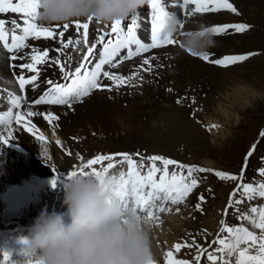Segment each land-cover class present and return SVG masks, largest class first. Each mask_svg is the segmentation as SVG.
Returning <instances> with one entry per match:
<instances>
[{"label": "rangeland", "instance_id": "rangeland-1", "mask_svg": "<svg viewBox=\"0 0 264 264\" xmlns=\"http://www.w3.org/2000/svg\"><path fill=\"white\" fill-rule=\"evenodd\" d=\"M210 15L214 14L210 13ZM193 18L189 19L186 23L188 26L191 24ZM243 20L247 23L245 31L234 32L230 27L224 33L225 35H221L230 36L236 34L248 36L250 38L247 41L248 49L260 48L259 54L254 55L255 57H248L238 64L215 68L229 70L240 66L238 70L244 71V67H241L244 63L253 58L263 57L264 50L261 47L264 48V44L257 45L256 41H258L257 39L260 36L264 37V27L259 24H249L247 20ZM240 24H243V22L240 21L238 25ZM217 36L220 35H215V37ZM225 55H220L219 57ZM166 73L163 75L164 79L166 78ZM222 73L224 74H221L219 79L226 78L227 75L232 76L235 72ZM141 77H143V80L140 79ZM132 80L133 86L127 88L128 93L126 96L124 95L122 100L120 98L119 100L121 101H118L119 103L110 102V104L117 106L118 109L124 110L130 119L129 125L127 123L125 125H117V120L112 119L114 123L106 131L99 134L94 133L97 135V138L93 142L86 140L84 142L85 150L83 154L74 157L76 159L82 158L81 164H84V161L87 163V155L90 152L91 156L89 158L99 155H109L112 156V159L119 158L112 163L113 167L108 170L105 176L113 177L116 175L115 178L118 179L121 173H123L124 178L127 179L128 165L123 168V172L120 171L124 163L127 162L123 159V155H120L123 154L122 149L127 152V150L132 151L136 149V146L143 147L145 144H153L150 145V149L165 152L168 156L180 157L187 162H194L195 165L193 167L196 169H205L203 172L196 171L193 173V176L197 179V185L189 192L188 197L179 206L174 207L175 209L173 210L176 212V215L173 213V217L163 218L155 225L154 229H150L147 223L145 224V228L149 234L150 249L156 255V258L161 260L160 264H180L181 261L184 264H191L192 257L195 255L197 249L194 244L201 242L205 244L209 239H214V242L211 241L208 244V256L211 254L216 259L215 261L211 260L212 262L206 261L204 264H224V259L227 261V251L224 246L216 243V239L218 241H227L233 238L225 230L226 228H252L251 220L254 213L250 211L251 208L256 207L258 213L264 210V205H262L264 204V197H259L258 193L246 195L243 189L239 193V189L235 192L232 190L240 179L239 172L242 171L241 167L245 165L242 164L245 158L248 159V164L245 166V178L252 182L251 186L253 188H259L260 184H264V68L260 69L258 73H254V71L248 69V80L254 85L242 89L243 93L241 95L243 96L237 99L224 100L223 95L219 94L220 91L216 90L217 87H213V82L206 80V78L194 77V79H188V77H183L173 82V84H169L172 88V95H187L186 93L178 92V87L181 91H184L188 84H194L197 87V94L201 96V102L197 104L201 109L192 118L187 115L188 107L178 106L171 98L166 103L161 101L160 97V100L156 98L157 93L160 96V91L161 89L163 90V86L159 83H151V85L154 84L151 87L141 84L146 80L144 72L140 70L133 71ZM215 82L217 81L215 80ZM199 90L201 93H199ZM234 97L236 96L234 95ZM172 104H175L177 107L172 109L170 106ZM214 104L216 105L214 106ZM127 107L130 109H126ZM217 108L228 112L220 113L216 110ZM135 118L138 119L139 126H142L144 122V126L149 129L147 133L137 132L139 126H136ZM206 119L215 123L214 127L208 128V133L202 124ZM79 125L76 127H83V124ZM31 137L33 138V136ZM103 138L107 139L100 140ZM32 140L34 143L36 142V139L34 140L33 138ZM249 153L251 154L249 155ZM111 160L100 161L86 168L81 167L79 164L77 165L79 167L77 171L74 168L71 169L68 166L62 167L58 164L55 167V173L56 170L65 171L69 169L72 172L76 171L78 175L81 169H83V172L90 174L93 173V169L95 168L96 171L103 172L102 167L97 165L103 162H110ZM217 172L225 173L227 176L221 178L216 174ZM30 175L20 180L13 178L7 181V184L2 182L1 185L3 186L0 187V217L1 219L6 218L9 220L0 222V228H3V225L13 223L14 220H11V218H15L18 215H21L24 219L27 216L30 218L31 213L36 212L33 215V219H35L41 210H48V207L51 205L47 207L48 202L54 199L52 193L61 194L63 185L53 187L51 179L49 189H46L47 192L43 191L46 183L39 184L36 189L38 188L39 191L42 189V191L37 192L36 197H32L30 201L28 198L22 200L21 204H16L18 201L11 197L15 193L14 187H12L13 184L17 188H21L23 183L29 182L28 180H31V183L44 180L41 179L44 178L41 174H37L35 178L33 175ZM230 177H236V179H231ZM50 189L52 190L51 192H49ZM8 195L10 197H7ZM42 195L45 196L43 203L40 201L41 198H44ZM249 195L253 198L249 199ZM201 196H203V200L200 199ZM62 200L63 197L55 205V207H59L60 211L64 210L62 208ZM44 203L47 204L44 205ZM182 204L184 205L181 206ZM198 204L200 205L199 208H197ZM39 205H41V209L38 208ZM177 209L179 210L177 211ZM245 214L249 219L244 218ZM241 219L245 221L240 223ZM261 231L257 237L261 235ZM177 244L180 245L179 249L175 247ZM258 247L259 245L257 244L256 247L250 249V252L258 255ZM220 249H223V251H220ZM169 252L172 253L171 256H168ZM150 264L156 263L154 260H150Z\"/></svg>", "mask_w": 264, "mask_h": 264}, {"label": "snow or ice", "instance_id": "snow-or-ice-1", "mask_svg": "<svg viewBox=\"0 0 264 264\" xmlns=\"http://www.w3.org/2000/svg\"><path fill=\"white\" fill-rule=\"evenodd\" d=\"M150 6V43L142 42L141 38H138L137 31L141 28L140 13L134 12L131 15V22L127 25H122V20H115L111 23V30L113 33L117 34V40L115 43L109 41L107 44L103 45V51L99 52L98 63L95 64L94 70L91 72L85 71L81 75V68L84 67L83 64L77 66L74 70H65L67 68L66 64L60 66V71L63 74L65 80L71 79V83H57L53 80L42 81L41 83L47 84L50 87L39 96V98L34 99L32 104L34 105H64L69 109L72 108L74 103H79L88 97L94 89L107 88L109 91L112 90L110 85H101L99 83L101 74L104 78L113 80L117 87L127 85L132 78H127L121 75H116L110 71H103L104 65H110L112 68L118 67L117 63H113L114 59L120 55L121 49H127V55L122 57L123 60L131 59L134 56H139L142 52H148L149 49L157 48L163 45L180 43L177 40V33L182 36H204L207 32H211L214 35H221L226 33L229 27L234 28L235 31L243 32L247 29L246 25H213L207 27L201 25L203 31L196 33L185 32L184 25L188 22L189 19L197 17L200 14L204 13H214L221 9L230 10L236 12L237 10L229 2V0H148ZM193 4L194 8H188L187 6ZM213 5L209 7V5ZM180 7L184 9V18L182 19L174 11L168 9ZM21 13L22 16L20 19L23 20L24 27H21V24L18 23V18L4 19L0 18V41H4L0 51L4 52L3 60H0V64H7L8 67L21 70L27 69L30 73L28 78H25L23 74H20L17 77L19 89L24 90L26 85H31L33 89H38L40 84L36 83L40 78V70L37 68V65H45L50 61L49 51L44 49L43 51L38 48H32L31 62L21 63V64H8V61H16L17 59L23 60L24 57L18 56L17 53L22 48H29L30 45L27 43L28 39L31 38L35 41H40L43 39H55L57 36L61 38V43L64 48L68 47L67 43H63V38L65 33L70 28V23L65 22L62 25H57L55 27L49 25L44 26L37 21L38 15V3L37 0H18V2L13 3V0H0V13ZM175 17L179 24L178 31L168 30L171 20ZM88 22H92L93 18L88 17ZM88 22H79L72 21L75 23L76 30L79 31L81 28L84 30V44H88ZM6 24L10 25L11 28H6ZM127 28V31H124V28ZM144 27L147 28L148 25L144 22ZM57 28L60 29L57 31ZM9 30L11 31V44L7 42V35ZM17 30L22 32V35H17ZM107 34V33H106ZM105 34V35H106ZM105 35L99 36V42H103ZM76 44H79L80 41H75ZM135 45V51L132 50V46ZM180 46L183 47V43H180ZM93 48L88 47V54L93 53ZM192 55H199L204 60H209V53L196 54L192 52L191 49H188ZM85 60L88 59V56H85ZM246 59L245 56H228L223 59H216L211 62L226 66L227 64H233L239 61ZM53 64H60L58 59L51 60ZM144 65H148V68L144 69L145 71L151 70V61L150 59H143L141 62V68ZM135 75V74H134ZM143 80V77L140 78ZM24 98L20 95H15L11 99V104L16 108H19L21 101ZM179 102V101H178ZM25 104L27 101L25 100ZM20 113H16L17 119L20 117ZM28 118L33 116H42L43 119L52 123L59 119V117L53 112H44V111H32L28 110L24 113ZM22 129H18L20 131ZM41 140L44 138L39 137ZM5 143L10 144L11 142L5 141ZM251 153H249L250 155ZM124 157V160L127 161L129 165V170L127 174V179L124 178V174L121 173L120 179L117 181L115 177H106L105 174L109 169L113 167L112 163H109L107 167L103 169V172L96 171L93 169V174L102 179L107 178L109 184V190L112 198L118 201L121 207L125 211H131L134 215L141 217V213L145 214L144 219H152L154 212L158 211L163 213L169 211L165 205L170 202L172 204H177L187 196L189 192L197 185V179L193 176V173L196 171L203 172L205 169L200 168L196 169L193 166H185L179 164L177 161L172 159H167L162 156H151V157H141V160L147 159L151 161L150 167L146 174L142 175L139 171L135 170L136 161L133 160L132 155L130 154H121ZM136 155H140L137 153ZM112 156L109 155H99L94 159L87 160V163L83 167H90L91 165L97 164L100 161L111 160ZM160 161L163 167H158L156 162ZM169 165H175L181 170V173L185 168H187V176L183 179L178 180V173L176 171L171 172V177H169ZM139 167H144L143 163ZM156 173H160L159 179L155 178ZM80 174H88L83 172L81 169ZM221 178H225L227 174L222 172L216 173ZM77 175L75 172L69 174L68 178ZM231 179H236V177H230ZM242 179V177H241ZM52 186L55 187L57 184V178H54L52 181ZM245 194L258 193L259 197H264V184H260L259 188H253L251 185H242ZM253 198L249 195V199ZM203 200V196L200 197ZM159 202V203H157ZM200 205H197L199 208ZM179 209H177L178 211ZM252 213H257L258 209L256 207L251 208ZM245 219L249 217L245 214ZM252 223L256 228L261 229V235L257 237L253 232L248 231V229L239 227V228H226L225 230L230 234L232 239L228 243H225V240H220V244L224 245V248L227 249L228 256H232L234 253L237 254L235 264H264V210L259 211L258 221L252 219ZM241 244H246V248H241ZM258 247V255H250L249 250L253 247ZM177 249L180 248V245L175 246ZM223 251V249H220ZM172 253L169 252L168 256H171ZM28 256V253H26ZM9 254L5 253V259L7 260ZM208 258L215 261V257L209 254ZM39 264V262H37ZM180 264H184L183 261ZM225 264H228L225 261Z\"/></svg>", "mask_w": 264, "mask_h": 264}, {"label": "bare ground", "instance_id": "bare-ground-1", "mask_svg": "<svg viewBox=\"0 0 264 264\" xmlns=\"http://www.w3.org/2000/svg\"><path fill=\"white\" fill-rule=\"evenodd\" d=\"M232 1L236 4L235 8L237 11L235 13L230 10L221 9L217 12H214V15H210V13L204 14L202 16L200 15L201 17H194L192 22L190 21L191 24L189 25V27L192 28L195 25L199 24L207 26L222 22L230 23V25H238V23L242 21L241 17L247 20L249 24H259L264 27V0ZM10 15L14 17V15ZM37 22L41 23L40 21ZM41 24H43L44 26L51 25L53 27L60 25V23ZM228 29H230V27ZM231 29L235 32L234 28L231 27ZM55 39L42 38L37 42L35 48H40L41 46H51L55 43ZM249 39L250 38L248 36L245 37L236 34L230 36L220 35L215 37V47H212L209 50L216 56L228 54L231 52H239L249 48V46L247 45V41H249ZM257 40V45H260L261 43L264 44V37L260 36ZM159 51H163L164 54H162V56L160 57H150V71L144 70L148 68V65H144L143 68H141V66H138L139 70L144 72L146 79L141 84L147 87H151L152 85H154H151V83L155 82L159 83L161 86H164L168 84V80L176 82L183 77H188V79H194V77L206 78V80H211L213 82V87H217L216 90L220 91L219 94L221 96L223 95L222 97L224 98V100H230L232 98L237 99L238 97L243 96L241 95V93H243L242 89L254 85L253 83L251 84L250 80H248V69L254 71V73H258L260 69L262 70V68H264V55H262L263 57L253 58L250 61L244 63L241 66L244 67V71H242L241 69L238 70L240 66L229 70H219L215 68L216 66L206 64L200 59L189 56L182 50L174 46H167V48ZM31 54V47L20 49L17 55H22L24 59H17L16 61H14V64H20L22 62L28 61L31 57ZM54 56L55 54L52 52L49 54L50 59ZM3 58L4 52L0 51V60H3ZM50 65V61L48 64L40 65L41 75L39 80L36 82L40 84V87L38 89H33L31 85H27L25 88V93L27 94L28 98L35 96L42 88L43 83H41V77L44 75H49L52 70V68L48 67ZM18 70L19 68L13 69V72H16ZM231 71L235 72L234 75H227L226 78L219 79V76L221 74H224L222 72ZM165 72L167 73L166 78L164 79L163 75ZM120 73L121 76L129 75V73L132 74V66H126L123 70H121ZM215 80L217 82H215ZM13 83H15V80L13 79L9 68L7 67V64H0V187L3 186L1 185L2 182L6 183L13 178H15L16 180H20L21 178L27 177L30 174L33 175L34 178L35 176H37V174H41L44 176V178L41 179H45L46 177L53 178L55 167L56 165L58 166V164H60L62 167L68 166L71 167V169H76L74 166L80 164L83 160L82 158L76 159L74 156L83 154L85 150L84 142L86 140L93 142L97 138V135H95L94 133L99 134L100 132L106 131V129L112 123H114V119L117 120V125H125L130 121L124 110L118 109L117 106L110 104V102L119 103L118 101H121L123 99L122 97L124 95L126 96V94L128 93V89L126 87L119 88L116 86L113 80H109L108 84L112 86L114 90L109 93L101 92V90H94L88 97L84 98L82 102L74 103L71 109L64 105L31 107L23 106L21 109L22 113H26V111L30 109L37 112H53L59 117L58 120L49 123L48 121L43 119L42 116H33V119L38 124L35 126L37 127V131L34 132L35 135L33 136V138L34 140L36 139V142L34 143V141L32 140L33 138L31 137V127L34 126L32 125V121L22 116L17 119V116L11 113L12 104L10 100L4 97V92L1 90V86H5L8 89H14ZM122 90H124V92H122ZM160 92L161 94L159 97L165 100V98L168 97L169 92H164V90L162 89ZM234 95L236 97H234ZM13 96L15 95H11L10 99H12ZM120 98L121 100H119ZM215 105L216 104H214V106ZM216 110L220 113L228 112L223 109L221 110V108H217ZM79 124H83V127L77 128L76 126ZM135 124L136 126L140 125L137 118H135ZM18 129L22 130L18 131ZM41 136L44 138L43 140L39 138ZM5 141L11 143L7 145ZM126 163H124L120 171L123 172V168L128 165V163ZM119 179L120 177L117 180ZM51 189L49 190V192L52 191ZM40 191H42V189H40ZM40 191L39 189H36V193ZM43 191L47 192L46 188H44ZM48 195L50 196V194ZM42 197L44 198H41L40 201L43 203L45 196L42 195ZM37 199L39 200V198ZM38 208L41 209V205H39ZM26 219H29V217L27 216L26 218H24V220ZM8 220L9 219L6 218L1 219L0 217V222ZM15 221L16 220H14L13 223H16ZM13 223L8 225H12ZM11 233L12 232H9L8 235ZM2 239L3 238L0 237V240ZM1 260L2 261L0 262V264H5V260ZM12 264H37V261L34 257H29L27 260L13 262Z\"/></svg>", "mask_w": 264, "mask_h": 264}, {"label": "clouds", "instance_id": "clouds-1", "mask_svg": "<svg viewBox=\"0 0 264 264\" xmlns=\"http://www.w3.org/2000/svg\"><path fill=\"white\" fill-rule=\"evenodd\" d=\"M37 20L65 23L88 18L110 23L124 20L145 0H37ZM175 17L169 29L178 31ZM203 31L202 28L193 30ZM215 35L184 37L196 54L215 47ZM63 211L41 210L29 226L26 253L39 264H150L146 221L125 211L112 198L107 178L78 174L63 183Z\"/></svg>", "mask_w": 264, "mask_h": 264}]
</instances>
